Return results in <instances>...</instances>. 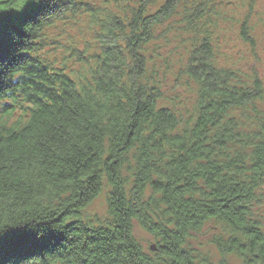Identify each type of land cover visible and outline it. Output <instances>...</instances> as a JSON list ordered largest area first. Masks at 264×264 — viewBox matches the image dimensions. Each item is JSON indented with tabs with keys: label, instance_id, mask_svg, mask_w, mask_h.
Listing matches in <instances>:
<instances>
[{
	"label": "trees",
	"instance_id": "16d2710c",
	"mask_svg": "<svg viewBox=\"0 0 264 264\" xmlns=\"http://www.w3.org/2000/svg\"><path fill=\"white\" fill-rule=\"evenodd\" d=\"M253 16L237 0H0V264H208L190 242L210 222L220 264H264ZM180 79L190 104L166 96ZM104 190L107 218L84 217Z\"/></svg>",
	"mask_w": 264,
	"mask_h": 264
},
{
	"label": "rangeland",
	"instance_id": "374dc122",
	"mask_svg": "<svg viewBox=\"0 0 264 264\" xmlns=\"http://www.w3.org/2000/svg\"><path fill=\"white\" fill-rule=\"evenodd\" d=\"M241 2V4H249L251 6L252 12L259 14L261 10L264 8V4L262 0H237ZM260 22L254 16L252 17L251 24L256 34L257 38V48L256 52L258 53V70L259 72L264 75V22L255 25L256 23ZM224 22L220 23L219 27H222L221 30L227 28L230 25V20H228L227 24H223ZM72 36L71 38L75 37L76 32L71 31ZM226 35V34H225ZM231 38H234L231 35ZM231 55L235 58L242 57V51H235L231 49L225 48ZM237 65L239 68H245L243 65V59L239 63H232ZM167 88L168 92L166 94L169 100H174L178 98V102L182 104H190L192 101L193 92L190 90H185L184 81L182 79L174 81V80H167ZM172 89H175L174 91ZM189 102V103H188ZM264 212V209H263ZM99 216L101 220L107 218L106 215V190L102 191V193L95 199L93 202L85 209L84 217L89 219H95ZM219 231L213 228V222H210L204 226V228L198 232L194 233L191 238V246L194 247L200 254L206 257L208 264H220L222 260V256L219 251L216 249L214 244L212 243L214 236L219 235ZM134 235L143 247L145 251H149V247L153 245L155 242L152 236L147 233L145 230L141 229L137 224L134 226ZM224 264H240V260H238L235 256H226L223 259Z\"/></svg>",
	"mask_w": 264,
	"mask_h": 264
},
{
	"label": "water",
	"instance_id": "95a60500",
	"mask_svg": "<svg viewBox=\"0 0 264 264\" xmlns=\"http://www.w3.org/2000/svg\"><path fill=\"white\" fill-rule=\"evenodd\" d=\"M151 249L153 250L154 248H153V247H151Z\"/></svg>",
	"mask_w": 264,
	"mask_h": 264
}]
</instances>
